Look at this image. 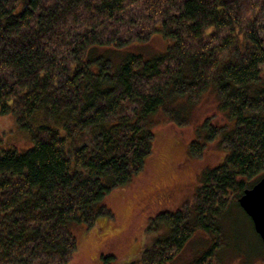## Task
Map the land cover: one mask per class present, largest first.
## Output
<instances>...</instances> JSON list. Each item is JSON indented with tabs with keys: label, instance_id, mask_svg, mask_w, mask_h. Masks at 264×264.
Wrapping results in <instances>:
<instances>
[{
	"label": "trees",
	"instance_id": "trees-1",
	"mask_svg": "<svg viewBox=\"0 0 264 264\" xmlns=\"http://www.w3.org/2000/svg\"><path fill=\"white\" fill-rule=\"evenodd\" d=\"M156 33L172 42L163 54L115 70L94 55ZM211 88L232 120L225 158L192 208L148 223L155 236L128 264H169L264 175V0H0V113L32 139L0 147V264H67L71 226L110 214L105 195L142 171L156 114L185 123Z\"/></svg>",
	"mask_w": 264,
	"mask_h": 264
},
{
	"label": "rangeland",
	"instance_id": "rangeland-1",
	"mask_svg": "<svg viewBox=\"0 0 264 264\" xmlns=\"http://www.w3.org/2000/svg\"><path fill=\"white\" fill-rule=\"evenodd\" d=\"M171 43L156 33L117 49L97 47L94 55L115 70L127 54L153 57L165 53ZM217 102L211 88L194 102L185 123L156 114L152 151L142 171L105 195L110 214L99 215L92 225L71 226L77 249L67 264H105L102 256L108 254L115 262L107 264H128L155 236L146 231L153 218L187 205L192 208L206 170L222 163L229 146L222 137L232 128V120ZM0 147L18 151L32 147L29 133L17 126L12 113H0ZM215 222L217 229L195 230L169 264H192L208 252L212 254L208 264H264V242L241 207L224 210Z\"/></svg>",
	"mask_w": 264,
	"mask_h": 264
},
{
	"label": "water",
	"instance_id": "water-1",
	"mask_svg": "<svg viewBox=\"0 0 264 264\" xmlns=\"http://www.w3.org/2000/svg\"><path fill=\"white\" fill-rule=\"evenodd\" d=\"M237 201L252 220L255 232L264 242V175L251 187L245 188Z\"/></svg>",
	"mask_w": 264,
	"mask_h": 264
}]
</instances>
